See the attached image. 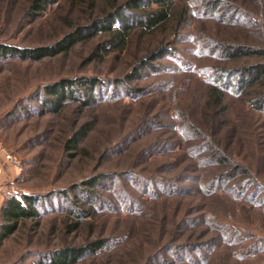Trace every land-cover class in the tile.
<instances>
[{
    "label": "rangeland",
    "instance_id": "rangeland-1",
    "mask_svg": "<svg viewBox=\"0 0 264 264\" xmlns=\"http://www.w3.org/2000/svg\"><path fill=\"white\" fill-rule=\"evenodd\" d=\"M31 1L0 0V44L51 45L93 3ZM174 7L185 11L175 34L132 31L112 50L96 33L38 61L0 57V208L39 197L38 218L0 243V264H51L69 248L82 251L67 264H264V78L221 77L264 64V0ZM81 79L95 82L89 103L45 106V87Z\"/></svg>",
    "mask_w": 264,
    "mask_h": 264
},
{
    "label": "trees",
    "instance_id": "trees-1",
    "mask_svg": "<svg viewBox=\"0 0 264 264\" xmlns=\"http://www.w3.org/2000/svg\"><path fill=\"white\" fill-rule=\"evenodd\" d=\"M58 0H32L30 11H44L52 6ZM73 1V0H71ZM83 3L88 0H81ZM91 6L88 7L86 14V23L72 25L71 31L65 34L55 43L36 48H17L9 45L0 44V57H15L22 60L38 61L46 57H53L61 54L78 40L89 38L92 34L105 33L106 40L102 46H110L112 50L124 47L132 31H138L139 34H153L155 31L164 32L165 27H171V33L175 34L179 25L184 21L185 11L183 9L175 10L176 0H99V4H94L95 0H89ZM215 6L213 2H207L206 7ZM90 11V12H89ZM116 26V27H115ZM248 50V51H247ZM222 51L229 57L238 55L250 56L260 52L249 50L237 45H222ZM153 55V53H152ZM148 64L147 59H143L137 70L144 68ZM227 69H223L224 83L233 82L230 79L239 75L237 82L240 84H252L264 78V64L256 63L253 65L237 68L232 75ZM226 79V80H225ZM84 91H80L81 87ZM95 82L93 80H79L72 82L68 80L59 81L53 85L45 87L49 98H44L45 106L57 110L61 104L67 100H81L83 104L89 103ZM216 102L220 100L221 94L211 95V99ZM256 106L264 107V93L258 95L254 100ZM86 134L84 127L79 128L72 138L68 141L67 147L73 148L72 144H77L80 138ZM39 197L31 195H22L21 199L13 196L7 199L0 208V243L14 234L22 223L27 220H36L39 216L36 207ZM92 250L98 248V245L90 246ZM82 249H65L58 256L52 257L51 264H67L73 262Z\"/></svg>",
    "mask_w": 264,
    "mask_h": 264
},
{
    "label": "built area",
    "instance_id": "built-area-1",
    "mask_svg": "<svg viewBox=\"0 0 264 264\" xmlns=\"http://www.w3.org/2000/svg\"><path fill=\"white\" fill-rule=\"evenodd\" d=\"M10 159V157H8Z\"/></svg>",
    "mask_w": 264,
    "mask_h": 264
}]
</instances>
